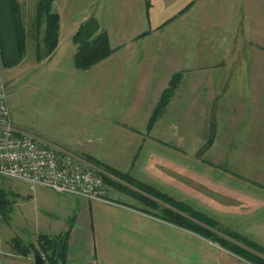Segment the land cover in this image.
I'll return each mask as SVG.
<instances>
[{
	"label": "rangeland",
	"instance_id": "374dc122",
	"mask_svg": "<svg viewBox=\"0 0 264 264\" xmlns=\"http://www.w3.org/2000/svg\"><path fill=\"white\" fill-rule=\"evenodd\" d=\"M19 1L27 29L26 53L9 68L0 60L16 129L106 169L110 181L120 184L128 182L113 171L134 179L135 167L140 174L150 168V153H175H162L156 163L176 168L178 199L185 202L186 194L192 195L194 212L203 207L197 198L217 200L224 186L232 197L234 184L264 187V4L200 0L207 5L189 10L191 4L183 14L151 28L147 15L142 17L141 2L137 10L134 0H53L51 9L60 16V46L37 59L44 24L39 31L34 28L36 0ZM234 2L241 6L240 22ZM133 11L138 16H130ZM90 17L107 32L114 53L79 70L73 63L76 45L70 32ZM177 72L182 76L172 86ZM126 106L131 111H123ZM105 183L108 189H118ZM0 190V235L37 246L39 234L58 227L46 213L57 201L53 189H31L26 181L0 175ZM220 200L233 205V198L231 203ZM215 215L224 214L213 211L209 218ZM217 221L222 227L224 220ZM209 226L215 235L229 239Z\"/></svg>",
	"mask_w": 264,
	"mask_h": 264
},
{
	"label": "crops",
	"instance_id": "0c3cea01",
	"mask_svg": "<svg viewBox=\"0 0 264 264\" xmlns=\"http://www.w3.org/2000/svg\"><path fill=\"white\" fill-rule=\"evenodd\" d=\"M199 1L151 0L148 9L149 26L152 28L162 24L166 19L172 20L189 3H192L189 10L207 5V2ZM254 1L258 2V5L264 4L263 0ZM140 2L143 17L146 9L145 0H134L137 10ZM209 6L212 7V1ZM235 6L240 8V14L235 9L239 19L241 6L234 2V8ZM129 14L138 16L134 11ZM238 21L240 22V19ZM135 22L138 21L133 20V23ZM76 30L74 28L70 32V37ZM60 35L59 25L58 41L51 54L60 46ZM131 109V106H126L123 111L129 112ZM154 153L148 156L150 168L140 171L144 174L136 171L137 167L133 171L134 180L139 182L140 186L132 183L121 184L151 200L153 203L152 206L147 205L149 208L124 188L107 187L109 201H89L59 192L57 196H53L57 201L47 206L46 213L52 217V225L58 227L54 226V232L48 235H59L64 238V264H259L256 260L264 261V251L252 246L259 245L264 248V187L234 184L232 197L224 186L220 189L224 195H218L217 200L212 197L206 198L208 195L197 198L196 200H201L203 207H200V210L197 207L201 212H194L192 210L195 199L192 195L187 193L185 202L178 199L176 168L171 164L168 168L157 166V163L160 164L157 159H161L162 153L174 157L175 153L160 149ZM139 163L137 160L136 165ZM108 176L112 177L109 173ZM163 177L166 182L164 188L160 185ZM221 197L226 198V202L229 203L233 198V205H223ZM168 211L193 224L196 220L206 229L212 230L209 225L215 226L217 228L216 230L213 228L215 232L222 231L227 234L229 239L225 237L222 239L235 247L234 251L195 232L192 227L177 224L175 219L167 214ZM213 211L224 214L225 217L215 215L214 218H209ZM204 216H208V219L204 220ZM217 219L224 220L222 227ZM15 237L0 235V264H34L31 252L20 254L13 247L12 240Z\"/></svg>",
	"mask_w": 264,
	"mask_h": 264
},
{
	"label": "trees",
	"instance_id": "16d2710c",
	"mask_svg": "<svg viewBox=\"0 0 264 264\" xmlns=\"http://www.w3.org/2000/svg\"><path fill=\"white\" fill-rule=\"evenodd\" d=\"M53 0H36L35 7V18L34 28L39 31L41 26L44 24L43 36L38 40V46L41 47V52L38 51L37 59H41L43 56L50 54L55 48L58 41V29H59V15L53 12L51 9ZM192 3L187 4L179 14L186 11ZM145 14L148 18V9L150 3L146 2ZM171 20L167 19L164 24ZM147 34L142 32L140 36ZM37 39V37H36ZM72 41L76 45V51L73 55V63L77 69L86 70L108 57L114 50L110 47L109 37L105 30L100 29V26L94 17L87 18L81 22L77 30L72 35ZM27 47V29L23 19V12L21 3L19 0H0V60L1 64L5 68L17 65L23 59L26 53ZM181 73L177 72L172 75L171 84L176 86L175 83L181 78ZM170 89L164 92L163 99L168 96ZM214 132H211L208 138L209 144L213 140ZM106 170V169H104ZM107 171V170H106ZM113 174L118 176L128 183L140 186L139 182L129 178L125 173L113 171ZM105 182L113 183L118 189L124 188L126 191L131 193L137 200L145 203L146 205L152 206V201L141 196L138 192L123 187L120 183L110 181V177L107 175L104 177ZM3 191L0 190V194ZM0 200H2L0 198ZM169 212V211H168ZM167 214L171 215L177 224L192 227L195 232L211 238L217 241L220 245L229 248L230 250L235 249L229 245L222 238L215 235L210 230L202 227L199 224H193L187 222L181 218L180 215H176L172 212ZM196 215V214H195ZM37 247L44 256V264H64L65 254V241L63 237L59 235L50 236L48 234H39L37 236ZM13 247L20 254H27L31 251L30 245L22 243L19 237H15L12 240ZM258 250L264 251L259 245H252ZM259 264H264V261L256 260Z\"/></svg>",
	"mask_w": 264,
	"mask_h": 264
},
{
	"label": "built area",
	"instance_id": "2783aa9c",
	"mask_svg": "<svg viewBox=\"0 0 264 264\" xmlns=\"http://www.w3.org/2000/svg\"><path fill=\"white\" fill-rule=\"evenodd\" d=\"M0 175L51 188L87 200L109 201L99 166L89 164L67 149L45 142L12 123L3 80L0 78Z\"/></svg>",
	"mask_w": 264,
	"mask_h": 264
},
{
	"label": "water",
	"instance_id": "95a60500",
	"mask_svg": "<svg viewBox=\"0 0 264 264\" xmlns=\"http://www.w3.org/2000/svg\"><path fill=\"white\" fill-rule=\"evenodd\" d=\"M31 251L34 259V264H44V256L35 244H31Z\"/></svg>",
	"mask_w": 264,
	"mask_h": 264
}]
</instances>
